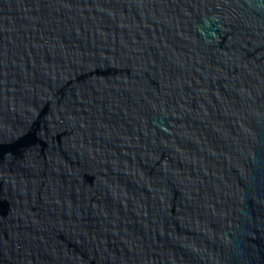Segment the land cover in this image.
<instances>
[{"label":"water","instance_id":"95a60500","mask_svg":"<svg viewBox=\"0 0 264 264\" xmlns=\"http://www.w3.org/2000/svg\"><path fill=\"white\" fill-rule=\"evenodd\" d=\"M0 264H264V0H0Z\"/></svg>","mask_w":264,"mask_h":264}]
</instances>
